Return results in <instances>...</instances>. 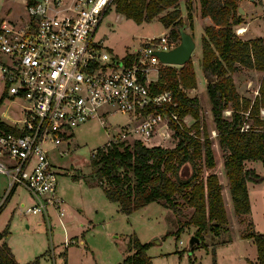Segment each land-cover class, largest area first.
Here are the masks:
<instances>
[{"label":"built area","instance_id":"1","mask_svg":"<svg viewBox=\"0 0 264 264\" xmlns=\"http://www.w3.org/2000/svg\"><path fill=\"white\" fill-rule=\"evenodd\" d=\"M111 6L113 0H25V19H0V118L8 126L0 127V173L7 189L19 185L29 194L25 213L49 220V208L64 230L55 161L74 149L75 126L97 119L108 134L104 147L133 139L166 147L176 141L174 127L186 121L170 90L151 88L165 65L153 52L176 41L168 32L146 35L142 46L115 55L94 38ZM244 30L238 25L234 33ZM12 103L15 116L6 112ZM111 112L125 115V122L111 124Z\"/></svg>","mask_w":264,"mask_h":264},{"label":"trees","instance_id":"2","mask_svg":"<svg viewBox=\"0 0 264 264\" xmlns=\"http://www.w3.org/2000/svg\"><path fill=\"white\" fill-rule=\"evenodd\" d=\"M198 2L200 17L208 16L212 22L203 26L199 56L205 77H214L205 83L213 117L212 129L218 147L225 150L222 168L233 213L242 216L250 212L246 181L260 183L264 179L263 174L244 166L245 161L251 160H260L264 166V115L260 112L264 109V36L241 38L234 33L233 26L242 22L236 0ZM177 3L178 0H113L115 11L124 18H130L137 24L155 18L168 29L174 41L179 39L178 29L186 23ZM185 17L192 28L189 8ZM130 57V54L124 56L127 62ZM239 64L263 72L253 98L236 92L231 72ZM156 78L151 88L154 91L170 90L177 102L178 114L181 117L189 114L194 121L188 126L174 127L176 141L169 147H148L138 139L96 147L94 156L89 158L91 176L101 186L106 198L116 202L125 214L150 201L179 212L181 200L191 207V211L179 223L178 229L192 225L193 235L204 245L203 233L206 230L218 235L228 223L223 186L216 172L201 175V167L212 168L215 159L209 133L199 122L198 97L187 92L197 84L191 59L178 66H160ZM225 108L229 110L228 116L222 113ZM0 127H8L1 118ZM188 167L185 175L182 170L186 171L183 168ZM7 232L5 226L0 238ZM241 237L251 238L256 248V260L247 259V264H264V232L251 230L243 232ZM127 244L130 252L126 250L116 264H152L146 254L150 243L141 242L133 235ZM33 263H37V258ZM0 264H18L4 243L0 246Z\"/></svg>","mask_w":264,"mask_h":264},{"label":"rangeland","instance_id":"3","mask_svg":"<svg viewBox=\"0 0 264 264\" xmlns=\"http://www.w3.org/2000/svg\"><path fill=\"white\" fill-rule=\"evenodd\" d=\"M236 3L243 9V13H239L241 21L246 22L244 15L247 0H236ZM177 4L186 22L184 29L192 34L195 40V47L189 58L197 77V84L193 90L190 89L187 92L191 96L198 97L199 122L205 125L209 133L215 159V165L212 168L201 167V175L204 176L211 171L217 174L219 171L217 176L222 185L224 181L226 182V176L220 168L225 150L218 147L217 138L212 129L213 117L205 93L207 77L201 71L199 59L200 37L203 26L208 22L199 15L198 0H178ZM187 8L192 15V28L189 27V20L185 17ZM25 18L24 0H0V19ZM251 18L255 20L253 27L256 29V36H264V10ZM98 24L94 38L117 56L142 46L144 36L159 34L162 29V24L155 18L137 24L129 18L117 15L113 6L107 10ZM237 26L234 25L233 29ZM164 32H168V29ZM238 35L241 38L248 37L245 32ZM178 42L177 39L175 44ZM262 73L240 64L236 65V69L231 72L236 92L253 98ZM10 106L12 108L6 112L8 115L15 116L16 112L13 108L16 104L12 103ZM2 109L4 107L0 105V113ZM228 112L227 108L222 110L225 116L229 115ZM261 114L264 115V113ZM107 119L111 124L123 123L126 116L111 112V114L108 113ZM185 119L187 126L194 121L189 114L185 115ZM111 130L114 131L113 126ZM72 135L71 145L74 149L69 155L55 161L57 165H60L56 191L63 201L65 230L58 224L54 212L49 208H46L49 220L41 214L25 213V207L32 202L29 194L19 185L7 189L6 177L0 173V232L5 226L8 230L7 234L0 238V246L4 243L9 247L18 264H116L126 250L129 249L130 252L127 241L133 235H136L141 242L150 243L146 254L152 264H247V259L256 260L254 241L251 238H242L241 235L251 230L264 232V182L249 183L250 212L243 217L234 215L231 208L229 210L226 191H224V205L228 211L226 229L218 235H213L206 230L203 233L204 245L195 243L194 248L191 249L188 238L193 234L194 227L190 225L178 229L179 223L187 217L191 207L181 203L180 200V211L176 212L157 201H150L129 214L121 212L116 202L108 200L101 186L94 182L89 169L91 152L105 143L108 138L105 128L97 119H93L75 126L72 129ZM151 142L146 144L149 145ZM174 142L175 139L169 140L164 145L169 147ZM244 166L252 167L257 173L264 175V172L261 173L264 167L260 160L245 161ZM183 169H186V171L182 170L186 175L189 167ZM65 235L69 239L67 244H63ZM79 239L82 242H79ZM35 258L37 263H33Z\"/></svg>","mask_w":264,"mask_h":264},{"label":"water","instance_id":"4","mask_svg":"<svg viewBox=\"0 0 264 264\" xmlns=\"http://www.w3.org/2000/svg\"><path fill=\"white\" fill-rule=\"evenodd\" d=\"M237 10L238 13H243V9L241 8V6H238ZM184 28L185 24H183V26L178 29L179 42L177 44L165 51L155 50L153 52L161 63L170 65H182L189 59L190 54L195 47V40H193L192 35ZM211 80H214V77L206 79V81ZM188 242L190 248H192L195 243H199L198 238L193 234H191V236L188 238Z\"/></svg>","mask_w":264,"mask_h":264},{"label":"crops","instance_id":"5","mask_svg":"<svg viewBox=\"0 0 264 264\" xmlns=\"http://www.w3.org/2000/svg\"><path fill=\"white\" fill-rule=\"evenodd\" d=\"M248 3H245V19H246V22H241L240 24H238L239 26H244L245 27V30L243 32H245L246 35H248L247 38H251V37H255L257 34H255V28L253 27L254 23H255V20L254 18H251L254 14L258 13V12H262L264 10V0H247ZM24 3H25V0H24ZM117 13V12H116ZM117 15L121 16L119 13H117ZM193 18L195 19L196 17L194 16L193 14ZM130 19V18H129ZM203 20H205V22H208L207 24L210 23V18L208 16H204L202 17ZM144 23V22H143ZM212 23V22H211ZM210 23V24H211ZM162 26V25H161ZM161 31L160 33L164 32L167 28L165 27H161ZM159 33V34H160ZM158 35V34H156ZM196 81H197V77H196ZM194 88H192L193 90ZM264 167V166H263ZM220 168H222V164L220 166ZM221 172H224V169L222 168L221 169ZM264 171H262L261 173H263ZM219 171H218V176H219ZM223 174V173H221ZM264 182V179L262 181H260V183ZM249 183H252L250 181H246V186H247V191L249 192ZM259 183V184H260ZM223 188H222V196H223V201H224V191H226V201L229 205V210L230 208L232 209V204L230 203V197H229V192H228V186H227V182L224 181V183L222 184ZM249 194V193H248ZM233 210V209H232ZM227 211V209H226ZM230 212V211H229ZM228 213V211H227ZM229 215V214H228ZM235 215V214H234ZM246 215H249V213L247 214H244L242 215L241 217L243 216H246ZM255 231V230H254ZM257 232V231H255ZM259 233V232H258ZM79 242H82L81 239H79ZM10 249V248H9ZM64 253L66 254V250L64 251ZM13 254V253H12Z\"/></svg>","mask_w":264,"mask_h":264}]
</instances>
